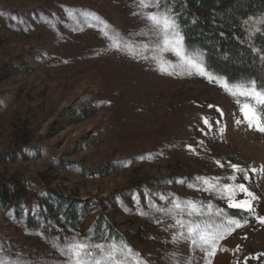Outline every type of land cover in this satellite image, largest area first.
Masks as SVG:
<instances>
[{"label": "rangeland", "instance_id": "1", "mask_svg": "<svg viewBox=\"0 0 264 264\" xmlns=\"http://www.w3.org/2000/svg\"><path fill=\"white\" fill-rule=\"evenodd\" d=\"M156 11L144 0H0V264H69L73 237L116 244L117 264H204L199 241L175 227L176 202L195 201L193 225L215 231L237 219L225 206L244 184L264 215V133L242 111L260 106L241 86L251 81L212 73L199 49L207 72L189 74L146 19ZM245 219L211 264H264V225Z\"/></svg>", "mask_w": 264, "mask_h": 264}, {"label": "trees", "instance_id": "2", "mask_svg": "<svg viewBox=\"0 0 264 264\" xmlns=\"http://www.w3.org/2000/svg\"><path fill=\"white\" fill-rule=\"evenodd\" d=\"M161 4L179 17L186 44L203 51L208 70L228 81L255 79L264 86V0H162ZM256 109L264 114L263 107ZM225 210L237 219L246 213L227 206ZM67 220L73 221L71 214Z\"/></svg>", "mask_w": 264, "mask_h": 264}, {"label": "snow or ice", "instance_id": "3", "mask_svg": "<svg viewBox=\"0 0 264 264\" xmlns=\"http://www.w3.org/2000/svg\"><path fill=\"white\" fill-rule=\"evenodd\" d=\"M153 4L156 6L157 11L148 13L146 19L149 21L151 27L160 33L157 39L161 41V46L165 49L167 54L175 58V61H182L181 66L187 67L189 69V74H196L193 73L192 70L199 69L198 74L204 76L207 69L202 66L200 61L196 58L197 53L195 49L186 44L179 17L169 14L168 8L162 6L161 0H144L145 7L152 6ZM170 63H174V61H170ZM207 78L209 82H216L217 79L211 74L207 75ZM228 83V81L225 82V87L228 86ZM241 86L247 89L249 98L255 99L258 105L264 107V86H258L255 79L251 80L250 87L247 84ZM242 111L248 126L264 133V119L261 118L258 110L253 108L250 104H245L242 107ZM204 123L210 130L211 125L208 124V121L205 120ZM231 167L234 172L238 171L237 165H232ZM251 171L255 173L257 169L252 168ZM244 179H249L247 173H245ZM205 183H207V181H205ZM190 186L196 187L194 185ZM238 188L239 191L244 194V198L237 200L235 197L238 193H233L228 199V208H236L243 212H248L261 225H264V215H256V210L253 205V202L257 201L258 197L253 192L249 191L244 184H239ZM200 207L202 208L203 205ZM210 207L211 204L209 203V208ZM175 208L181 214V219L176 220L175 227L181 230L187 227V236L190 238L194 249H196L199 241V251L203 253L204 264H211V258L216 254L217 245L221 239L230 235L236 228L243 227L244 224L248 223L246 219L242 224L239 219L229 218L226 222L222 220L220 224L216 225L215 231L210 229L201 230L200 226L193 225V221L191 220L193 215L201 214L197 210L195 201H188L187 206H182L181 203L176 202ZM224 213L225 210L223 208L217 210L218 216H223ZM185 216L188 217L187 222L184 220ZM204 231H207V235L203 234ZM117 248L118 246L116 244L109 243L107 239L104 243H97L91 237H86L83 240L73 237L71 241L65 238L62 255L68 260L69 264H105V260L99 257H104L107 261L117 264L119 260L116 251ZM123 251H127L130 255L132 254V249L128 248L126 244L120 246V252L122 253ZM253 259H255V257H253ZM139 260L140 257L137 256V261Z\"/></svg>", "mask_w": 264, "mask_h": 264}]
</instances>
